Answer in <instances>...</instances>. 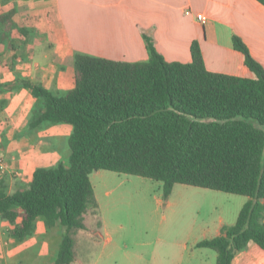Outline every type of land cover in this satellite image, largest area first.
<instances>
[{
  "label": "trees",
  "instance_id": "trees-1",
  "mask_svg": "<svg viewBox=\"0 0 264 264\" xmlns=\"http://www.w3.org/2000/svg\"><path fill=\"white\" fill-rule=\"evenodd\" d=\"M13 14H0V43L15 28ZM147 42V61L77 53L75 86L65 93L23 81L43 100L32 128L73 126L70 155L37 168L29 188L2 186L0 216L19 241L34 232L39 217L49 228L61 224L55 264L75 260L76 234L88 229L85 215L91 207L100 212L91 174L101 169L160 181L165 199L177 183L248 196L234 224L196 246L215 250L216 264H232L250 241L264 248V66L237 35L234 47L255 77L209 70L198 41L188 63L166 60L150 37Z\"/></svg>",
  "mask_w": 264,
  "mask_h": 264
},
{
  "label": "crops",
  "instance_id": "crops-1",
  "mask_svg": "<svg viewBox=\"0 0 264 264\" xmlns=\"http://www.w3.org/2000/svg\"><path fill=\"white\" fill-rule=\"evenodd\" d=\"M9 11L14 12L15 28L0 43V102L5 101L0 107V156L7 166L0 172V189L4 186L8 192L26 189L37 168L57 165L70 155L67 143L72 131L67 123L31 127L43 100L35 98L23 81L56 93L69 91L75 86L77 53L147 61L150 37L166 60L188 63L191 45L198 41L209 70L255 77L243 53L234 47L237 35L264 66V4L258 0H0V14ZM198 13L207 17L205 23L197 19ZM108 171L91 174L100 208L96 185L112 180L113 171ZM248 200V196L242 200L236 217ZM235 222L220 216L191 227L192 234L189 231L180 241L181 254L173 263L216 264L217 252L196 244L220 235L224 225ZM11 227L9 221H0V264H55L63 239L61 224L49 228L39 217L34 232L22 241L8 234ZM103 229L108 244L114 236L106 221ZM151 261L164 264L153 256ZM71 264L80 262L75 258ZM232 264H264V248L250 241Z\"/></svg>",
  "mask_w": 264,
  "mask_h": 264
},
{
  "label": "rangeland",
  "instance_id": "rangeland-1",
  "mask_svg": "<svg viewBox=\"0 0 264 264\" xmlns=\"http://www.w3.org/2000/svg\"><path fill=\"white\" fill-rule=\"evenodd\" d=\"M66 125L72 131L73 126ZM68 157L61 161L66 162ZM111 173L112 180L96 185L102 201L100 212L89 208L85 215L88 229L79 230L76 234V260L80 264H152L151 256L164 264H174L173 260L181 254L180 241L188 236L191 227L198 228L220 216L236 221L237 210L242 200L247 198L177 183L171 196L165 199L160 181ZM3 220L0 216V221ZM99 220L102 226H98ZM103 221L108 223L114 236L108 244ZM61 229L59 235H64L65 228ZM196 234L202 238L200 233Z\"/></svg>",
  "mask_w": 264,
  "mask_h": 264
},
{
  "label": "built area",
  "instance_id": "built-area-1",
  "mask_svg": "<svg viewBox=\"0 0 264 264\" xmlns=\"http://www.w3.org/2000/svg\"><path fill=\"white\" fill-rule=\"evenodd\" d=\"M187 14H191L190 10L186 11ZM197 19L205 23L207 21V17L203 13L197 14ZM7 170L6 163L4 160L0 157V172H5Z\"/></svg>",
  "mask_w": 264,
  "mask_h": 264
}]
</instances>
